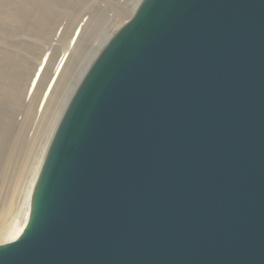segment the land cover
<instances>
[{
	"label": "water",
	"instance_id": "obj_1",
	"mask_svg": "<svg viewBox=\"0 0 264 264\" xmlns=\"http://www.w3.org/2000/svg\"><path fill=\"white\" fill-rule=\"evenodd\" d=\"M0 264H264V0H142Z\"/></svg>",
	"mask_w": 264,
	"mask_h": 264
},
{
	"label": "bare ground",
	"instance_id": "obj_2",
	"mask_svg": "<svg viewBox=\"0 0 264 264\" xmlns=\"http://www.w3.org/2000/svg\"><path fill=\"white\" fill-rule=\"evenodd\" d=\"M81 1L0 0V30L5 35V38L0 37L3 46L0 47V107L8 104L18 107L9 115L0 109V163L2 157H6L9 162L14 160L8 140L11 126H4L2 120L7 118L12 123L17 119L18 112L24 114L25 121L23 129L18 133L16 147L17 150H23L27 146L29 151L24 173L20 177L18 200L0 210V245L13 242L22 234L28 222L34 187L62 114L91 63L128 22H124L110 38L106 37L99 44H93L89 51H85L87 42L78 49L83 34L90 31L88 33L94 35L96 32L94 12L83 10L89 15L87 18L79 11L74 21L59 23L62 20L63 2L76 4ZM141 1L134 3L129 20ZM119 9H122L121 5ZM101 34L99 32L98 36L101 37ZM86 55H90L91 59L84 65L83 71L80 70L81 64L76 70H68L73 57L80 60L84 56L87 58ZM75 71L79 78L62 98ZM28 96L31 99L26 103ZM32 130V139L29 140ZM4 149L9 150L10 154L3 153Z\"/></svg>",
	"mask_w": 264,
	"mask_h": 264
},
{
	"label": "rangeland",
	"instance_id": "obj_3",
	"mask_svg": "<svg viewBox=\"0 0 264 264\" xmlns=\"http://www.w3.org/2000/svg\"><path fill=\"white\" fill-rule=\"evenodd\" d=\"M136 1L137 0H82L81 3L76 2V4L75 2L73 4H68L67 2H63L65 4L62 5V9H63V10L61 9V12H62L61 19L62 20L60 19L61 21L59 24H61L62 22L66 23V20H69L71 22L74 21L76 18L75 16H78V14L80 12H83V10L84 12L86 11L90 13L94 12L93 23H95L94 26H96L95 27L96 32L94 31L95 32L94 35L93 33L89 34L88 32L90 31L83 34L81 37V41L79 42V47H78V49H80L82 45L84 46L85 43L87 42V45H86L87 49H85V51L87 52V50L89 51V49L92 48L91 46H93V44H99L101 41H104L106 37L110 38L113 35V33L124 22L126 23L127 21H129L128 18L130 17L131 9L133 8L134 3ZM120 5L122 6V9H119ZM84 12L82 16L84 15V16H87L88 18L89 15ZM121 13H122V16H121ZM102 30L103 32H101ZM99 32L102 33L101 37L98 36ZM3 34L4 33L1 32L0 30V37L5 38V35ZM0 47H3V46L0 44ZM90 54L91 55L93 54V50L90 52ZM86 56L87 58L84 56L80 60L76 56L73 57V59L71 60L68 66V70H71V69L76 70L82 65L80 70L83 71L84 65L88 62L89 58L91 59L90 55H86ZM76 74H77V71H75V76L70 81V84L68 88L66 89L62 98L70 92L69 90L73 87L76 80L79 78V74L78 75ZM30 99L31 97L28 96L26 103H29ZM60 102L62 103V99ZM61 103L58 104V107L60 106ZM14 107L15 109H13ZM16 108L18 107L14 105L12 106L11 104L0 107V109L8 115L14 112ZM16 117L17 119L12 123H10L9 119L7 118L6 120L5 118H3L2 120V124L4 126L6 125L11 126V132L8 135L9 136L8 140L10 142L12 153L14 154V160L13 162H9L7 161V159H5L6 157H2L1 159V163H0V210H3L6 206L8 207L10 204L18 200L19 190H20V177L24 173L25 164L28 159L29 151H28L27 146L23 150L21 149L17 150L16 143H15L18 138V133H20L24 127V121H25L24 114L21 112H18ZM32 135H33V130L29 134V138H28L29 140L32 139ZM0 142H1V136H0ZM3 153H5L6 155L10 154L9 150L7 149H4Z\"/></svg>",
	"mask_w": 264,
	"mask_h": 264
}]
</instances>
